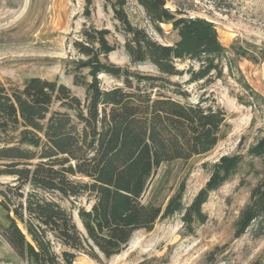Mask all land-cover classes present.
I'll list each match as a JSON object with an SVG mask.
<instances>
[{
	"label": "trees",
	"instance_id": "1",
	"mask_svg": "<svg viewBox=\"0 0 264 264\" xmlns=\"http://www.w3.org/2000/svg\"><path fill=\"white\" fill-rule=\"evenodd\" d=\"M94 1L85 0L86 19ZM136 3L156 34L163 38L162 25H171L178 36L172 44L160 43L133 24L129 0H105L131 65L152 72L111 62L117 50L111 32L84 25L67 63L83 99L59 80L33 77L21 87L0 82V177L14 179L0 189V237L27 264H73L79 254L110 259L136 232H151L175 216L193 232L208 221L210 195L245 171L258 180L235 222V236L264 234V135L246 155L205 165L209 180L191 204L184 203L185 182L166 205L144 202L162 166L205 155L225 137V111L207 99L192 102L188 88L221 79L229 49L208 19L172 11L167 0ZM187 62L197 66L182 69ZM102 75L119 85L103 88ZM244 88L259 97L247 83ZM83 199L90 209L62 205Z\"/></svg>",
	"mask_w": 264,
	"mask_h": 264
},
{
	"label": "rangeland",
	"instance_id": "2",
	"mask_svg": "<svg viewBox=\"0 0 264 264\" xmlns=\"http://www.w3.org/2000/svg\"><path fill=\"white\" fill-rule=\"evenodd\" d=\"M167 6L172 11L212 21L221 43L229 49L221 79L208 86L198 84L188 88L192 102L207 99V105L225 111V137L205 155L162 166L144 198V202L156 200L166 205L185 182L184 203L189 205L209 180L205 165L216 163L225 156L246 155L264 135V0H167ZM84 8L85 0H0V82L7 87H21L33 77L59 80L83 99L85 92L74 86L67 63L75 57L73 42L84 25L111 32L109 40L117 46L109 57L111 62L152 72L150 66L131 65L124 49V36L111 8H105V0L94 1L90 19L85 18ZM127 11L133 24L146 29L160 43L172 44L178 40L171 25H162L163 38L156 34L136 0H129ZM228 61L231 62L228 64ZM191 65L197 66L195 62H187L181 68ZM100 78L105 89L119 85L105 75ZM186 79L175 78L173 81L184 82ZM244 83L259 97L246 91ZM256 167L262 170L259 162ZM257 180L258 177L245 171L212 193L204 206L208 221L193 232H188L181 216H175L157 222L151 232H136L118 256L110 259L100 256L96 260L79 254L73 264L264 262V234L250 231L240 238L235 236V222L249 202ZM13 181L11 177H0V189ZM241 181H245L242 187ZM62 205L67 209L72 206L91 208L87 199L78 200L74 205L63 201ZM73 216L81 228L76 208ZM0 220H4L1 211ZM0 264L27 263L0 237Z\"/></svg>",
	"mask_w": 264,
	"mask_h": 264
}]
</instances>
